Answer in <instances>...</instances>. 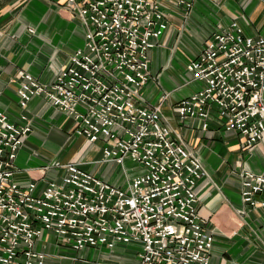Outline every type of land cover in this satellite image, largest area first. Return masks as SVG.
<instances>
[{
  "label": "built area",
  "instance_id": "built-area-1",
  "mask_svg": "<svg viewBox=\"0 0 264 264\" xmlns=\"http://www.w3.org/2000/svg\"><path fill=\"white\" fill-rule=\"evenodd\" d=\"M264 2V0H261ZM190 13L195 0H177ZM86 29L85 46L52 83L21 75L20 106L37 96L74 121L73 135L103 143V160L124 168L116 186L79 163L61 181L20 185L15 160L33 127L0 111V264H44L36 250L45 233L84 248L141 245L138 264H212L215 242L201 216L196 188L209 177L200 157L163 122L162 104L149 106L150 52L169 28L160 0H66ZM201 89L177 103L181 122L217 115L251 150L264 137V37H246L238 24L209 37L187 66ZM165 95L162 100H165ZM142 167L129 178L126 161ZM126 168V169H125ZM242 200L264 207V171H243Z\"/></svg>",
  "mask_w": 264,
  "mask_h": 264
},
{
  "label": "crops",
  "instance_id": "crops-1",
  "mask_svg": "<svg viewBox=\"0 0 264 264\" xmlns=\"http://www.w3.org/2000/svg\"><path fill=\"white\" fill-rule=\"evenodd\" d=\"M160 1L169 28L150 52L151 79L144 91L147 104H162L163 122L200 157L209 174L196 192L201 216L210 221L214 232L212 264H264V207L243 203L240 178L243 171H264V137L247 150L240 136L226 131L217 115H212L209 129L203 130L201 119L181 122L176 108L202 87L187 66L209 37L233 23L246 37H264V2L195 0L192 11L186 13L177 0ZM85 35L84 25L66 0H0V111L16 125L26 116L33 127L15 160V179L22 186L36 183L42 189L47 181L59 182L70 163L120 185L117 171L121 166L100 163L102 142L91 145L73 135L74 121L44 97H34L25 109L20 106L21 75L54 82L70 56L85 46ZM258 199L264 201V194ZM36 250L47 255L44 264H138L141 245L76 251L48 232L37 241Z\"/></svg>",
  "mask_w": 264,
  "mask_h": 264
},
{
  "label": "rangeland",
  "instance_id": "rangeland-1",
  "mask_svg": "<svg viewBox=\"0 0 264 264\" xmlns=\"http://www.w3.org/2000/svg\"><path fill=\"white\" fill-rule=\"evenodd\" d=\"M126 168L128 169V175L137 174L140 171H142V167L140 165L133 163L129 159L126 161ZM117 177L119 178L118 181H120L119 186H121L122 188H125L126 182H127V176H126V173L123 167H120V169L117 171Z\"/></svg>",
  "mask_w": 264,
  "mask_h": 264
}]
</instances>
